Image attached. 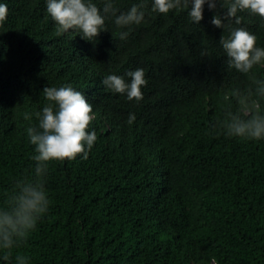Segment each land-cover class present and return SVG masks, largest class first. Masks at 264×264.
Here are the masks:
<instances>
[{
	"label": "trees",
	"instance_id": "trees-1",
	"mask_svg": "<svg viewBox=\"0 0 264 264\" xmlns=\"http://www.w3.org/2000/svg\"><path fill=\"white\" fill-rule=\"evenodd\" d=\"M138 2L114 6L125 11ZM5 3L0 202L16 178L31 174L27 129L48 103L45 86L95 85V118L86 130L97 139L86 158L47 162L48 211L9 250V260L0 252V264H15L17 252L29 264H264V139L229 137L214 127L223 112L239 107L231 90L252 80L229 67L217 43L235 27L232 19L223 28L211 23L226 0L216 9L205 4L198 24L187 9L153 12L148 0L144 20L128 27L126 39L108 16L93 41L76 30L57 36L45 0ZM250 14L263 31L264 17L246 10L238 12L240 24ZM137 67L147 79L142 99L109 100L103 76ZM254 73L264 78V68Z\"/></svg>",
	"mask_w": 264,
	"mask_h": 264
},
{
	"label": "clouds",
	"instance_id": "clouds-1",
	"mask_svg": "<svg viewBox=\"0 0 264 264\" xmlns=\"http://www.w3.org/2000/svg\"><path fill=\"white\" fill-rule=\"evenodd\" d=\"M46 11L56 22V35L69 30H76L88 41L96 40L99 33L105 30V19L111 16L113 23L121 29L120 39L128 36V27L140 24L145 17V4L148 0L132 3L120 11L114 5L116 0H103V7L97 0H45ZM151 10L168 13L172 9H187L194 23L203 19L204 6L216 9L220 0H150ZM225 12L213 15L211 23L223 28L226 21L234 20L235 27H230L227 34L217 42L221 53L225 52L229 67L238 72L249 74L252 80L242 87L233 88L230 96L238 103L236 111L226 110L217 119V127L229 137L246 139H264V78L251 74L255 69L264 68V30L260 31L258 18L250 14L249 23L240 24L238 12L249 11L259 18L264 17V0H226ZM8 6L0 0V29L5 30ZM255 21L252 22L251 18ZM202 23V22H201ZM3 30V31H4ZM81 39V38H80ZM125 76L130 79H125ZM104 92L108 99L140 100L143 97L142 86L146 85L145 70L142 67L129 70L124 75L109 72L102 78ZM95 85L86 89L70 83L60 86H45L43 94L47 99L42 109L35 113L38 122L27 129L29 142L34 146L30 160L31 174L16 178L13 187L0 202V252L3 259H10L9 250L17 249L37 226L43 214L48 211L50 197L45 186L47 162L74 158L78 153L86 158L97 139L94 129H88L95 118L90 104ZM110 89V90H109ZM110 93V95H109ZM121 105V104H120ZM125 106V105H122ZM25 119H30L28 113ZM104 121V128H109V120ZM134 113H129L127 120L131 123ZM15 264H29L30 257L17 252Z\"/></svg>",
	"mask_w": 264,
	"mask_h": 264
},
{
	"label": "rangeland",
	"instance_id": "rangeland-1",
	"mask_svg": "<svg viewBox=\"0 0 264 264\" xmlns=\"http://www.w3.org/2000/svg\"><path fill=\"white\" fill-rule=\"evenodd\" d=\"M210 264H214L213 262H211Z\"/></svg>",
	"mask_w": 264,
	"mask_h": 264
},
{
	"label": "bare ground",
	"instance_id": "bare-ground-1",
	"mask_svg": "<svg viewBox=\"0 0 264 264\" xmlns=\"http://www.w3.org/2000/svg\"><path fill=\"white\" fill-rule=\"evenodd\" d=\"M68 160V159H67Z\"/></svg>",
	"mask_w": 264,
	"mask_h": 264
}]
</instances>
